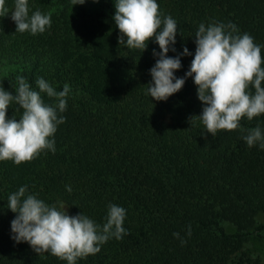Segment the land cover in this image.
Returning <instances> with one entry per match:
<instances>
[{"label":"trees","instance_id":"16d2710c","mask_svg":"<svg viewBox=\"0 0 264 264\" xmlns=\"http://www.w3.org/2000/svg\"><path fill=\"white\" fill-rule=\"evenodd\" d=\"M28 2L30 14H51V27L20 33L11 12L0 17V86L14 92L16 77L23 75L33 88L43 77L57 91L65 83L71 91L65 122L54 134L55 153L44 150L20 164L0 161V264H67L10 238L15 213L6 207L7 198L22 185L47 203L63 201L70 215L82 212L97 223L104 222L109 202L126 209L128 234L77 264H264L245 251L251 238L264 242V150L242 139L258 122L264 127V114L242 118L243 130H218L213 137L193 117L202 102L191 77L166 101L146 94L156 59L152 50L159 47L151 39L142 53L118 45L116 0H96L101 7L73 0ZM157 2L178 25L176 52L169 56L184 46L194 53L201 22L231 21L264 45V0ZM6 5L11 11L14 0ZM192 58L181 57L176 76L184 75ZM16 108L10 105L7 115L18 118Z\"/></svg>","mask_w":264,"mask_h":264},{"label":"clouds","instance_id":"9594fccd","mask_svg":"<svg viewBox=\"0 0 264 264\" xmlns=\"http://www.w3.org/2000/svg\"><path fill=\"white\" fill-rule=\"evenodd\" d=\"M84 3L73 0V5ZM9 12L15 32L36 35L51 27V14L39 9L30 14L28 0H14L11 11L6 0H0V17ZM113 19L119 29L118 45L142 53L150 39L158 44L159 51L152 50L156 59L149 69L151 80L146 89L154 100L166 101L191 77L202 102L201 113L193 117H198L203 130L213 137L218 130H243L242 118L252 120L264 114V45L255 43L247 32L241 33L235 23L201 22L194 35V53L184 46L177 55L169 56L170 50L176 52L178 25L159 9L157 0H116ZM182 56L193 58L184 75L178 77L175 72L182 66ZM16 80L14 92L0 86V161L20 164L44 150L55 153L54 134L65 122L62 113L71 89L65 83L57 91L43 77L36 78V88L23 75ZM42 94L51 102H46ZM12 104L21 112L18 118L7 115ZM246 131L242 139L247 146L264 150V127L258 122ZM65 188L72 190L70 185ZM6 207L15 213L10 222V238L15 243L27 242L35 253L51 254L67 264H77L78 259L98 253L108 240H120L128 234L123 226L126 209L111 202L104 222L97 223L82 212L70 215L63 201L47 203L37 193L29 192L28 185H22L8 195ZM186 234L191 235V225ZM173 236L186 243L179 232Z\"/></svg>","mask_w":264,"mask_h":264},{"label":"rangeland","instance_id":"374dc122","mask_svg":"<svg viewBox=\"0 0 264 264\" xmlns=\"http://www.w3.org/2000/svg\"><path fill=\"white\" fill-rule=\"evenodd\" d=\"M85 4L89 7H101V4L97 3L96 0H85ZM245 251L252 257H259L264 263V242L262 240L249 239L245 244Z\"/></svg>","mask_w":264,"mask_h":264}]
</instances>
